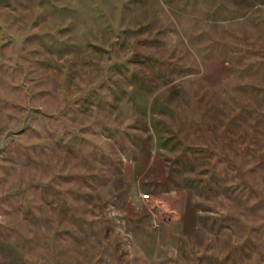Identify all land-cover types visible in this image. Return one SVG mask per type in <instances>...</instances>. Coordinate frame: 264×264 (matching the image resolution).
<instances>
[{
	"label": "rangeland",
	"instance_id": "obj_1",
	"mask_svg": "<svg viewBox=\"0 0 264 264\" xmlns=\"http://www.w3.org/2000/svg\"><path fill=\"white\" fill-rule=\"evenodd\" d=\"M0 146V264H264V0H0Z\"/></svg>",
	"mask_w": 264,
	"mask_h": 264
},
{
	"label": "built area",
	"instance_id": "obj_2",
	"mask_svg": "<svg viewBox=\"0 0 264 264\" xmlns=\"http://www.w3.org/2000/svg\"><path fill=\"white\" fill-rule=\"evenodd\" d=\"M149 195H150L149 193H145V194H144V196H146V197H149Z\"/></svg>",
	"mask_w": 264,
	"mask_h": 264
},
{
	"label": "water",
	"instance_id": "obj_3",
	"mask_svg": "<svg viewBox=\"0 0 264 264\" xmlns=\"http://www.w3.org/2000/svg\"><path fill=\"white\" fill-rule=\"evenodd\" d=\"M0 150H1V146H0Z\"/></svg>",
	"mask_w": 264,
	"mask_h": 264
}]
</instances>
